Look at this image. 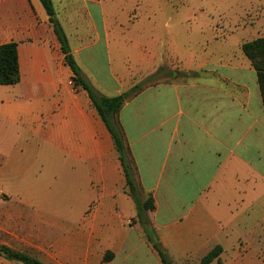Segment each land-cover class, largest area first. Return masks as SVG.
<instances>
[{
	"label": "crops",
	"instance_id": "1",
	"mask_svg": "<svg viewBox=\"0 0 264 264\" xmlns=\"http://www.w3.org/2000/svg\"><path fill=\"white\" fill-rule=\"evenodd\" d=\"M52 1L98 93L121 95L172 56L182 70L171 71L193 75L145 87L117 115L143 200H154L139 216L41 1L0 0V46L18 44L20 68L18 84L0 85V187L34 211L0 244L44 264H163L154 242L174 264H199L218 245L211 264H264V102L248 58L226 49L234 34L213 36L207 59L183 51L160 0ZM100 48L111 87L91 67Z\"/></svg>",
	"mask_w": 264,
	"mask_h": 264
},
{
	"label": "rangeland",
	"instance_id": "2",
	"mask_svg": "<svg viewBox=\"0 0 264 264\" xmlns=\"http://www.w3.org/2000/svg\"><path fill=\"white\" fill-rule=\"evenodd\" d=\"M159 4L167 6L168 13L165 17H169L171 25L178 22L177 37L183 51L193 48L198 50L202 58L212 59L213 36L220 40L231 33L234 34L226 44V49L240 54L243 53L240 49L244 43L264 37V0H160ZM159 8L160 6L149 5L146 6L145 11L148 13L149 10L155 11ZM212 12H222V14L213 16ZM120 16L124 19L125 12ZM131 19L134 20L133 17ZM212 27L215 29L214 33ZM97 54L96 63L91 67L99 77L104 78L105 84L111 87L106 76L108 70L106 51L100 48ZM169 62L171 65L166 66L168 70L173 68L182 70L179 59L172 56ZM170 81L169 75L163 73L158 84ZM33 214L34 211L18 210L16 204L0 187V242L7 240V235L9 236L11 232L16 233V229L20 228L17 226L18 217L26 218ZM191 261L194 264L196 259ZM0 264L7 263L0 257ZM185 264L190 263L186 261Z\"/></svg>",
	"mask_w": 264,
	"mask_h": 264
},
{
	"label": "trees",
	"instance_id": "3",
	"mask_svg": "<svg viewBox=\"0 0 264 264\" xmlns=\"http://www.w3.org/2000/svg\"><path fill=\"white\" fill-rule=\"evenodd\" d=\"M40 1L49 16L50 23L52 24L54 32L61 45V50L65 55V63L73 73L74 86L77 90H83L88 94L94 108L114 139L115 149L119 155L127 180L129 194L136 203L139 216H141V212L154 210V200L151 197L143 200V193L134 178V165L130 158L124 134L116 118L128 99L137 95L145 87L157 84L163 73H167L170 79H174L177 76L180 78H189L193 74L171 71L167 70L165 67H161L155 74L145 78L121 95L112 97L102 95L98 93L84 78L78 63L72 54L68 36L57 18L53 1ZM241 50L250 60L252 67L257 73L258 83L264 102V37L244 43L241 46ZM19 82L20 68L18 61V44L15 42L3 44L0 46V85L14 86ZM153 247L159 253L163 264H174L160 243L154 242ZM222 252L223 248L220 245L214 247L205 257L202 258L199 264H211L214 260L220 257ZM0 257L10 262H18L21 264H44L37 258L31 257L25 253L13 250L1 244Z\"/></svg>",
	"mask_w": 264,
	"mask_h": 264
},
{
	"label": "built area",
	"instance_id": "4",
	"mask_svg": "<svg viewBox=\"0 0 264 264\" xmlns=\"http://www.w3.org/2000/svg\"><path fill=\"white\" fill-rule=\"evenodd\" d=\"M74 89L77 90V88L74 86Z\"/></svg>",
	"mask_w": 264,
	"mask_h": 264
}]
</instances>
